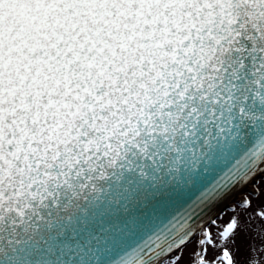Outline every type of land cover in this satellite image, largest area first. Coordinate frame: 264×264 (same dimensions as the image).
<instances>
[{"label": "snow or ice", "instance_id": "1", "mask_svg": "<svg viewBox=\"0 0 264 264\" xmlns=\"http://www.w3.org/2000/svg\"><path fill=\"white\" fill-rule=\"evenodd\" d=\"M258 177L264 0H0V264H264Z\"/></svg>", "mask_w": 264, "mask_h": 264}, {"label": "rangeland", "instance_id": "2", "mask_svg": "<svg viewBox=\"0 0 264 264\" xmlns=\"http://www.w3.org/2000/svg\"><path fill=\"white\" fill-rule=\"evenodd\" d=\"M257 181L260 182V183H264V181H260L259 177L257 178ZM255 186H256V182H253V183H252V186L249 187V189H247V190H246L245 192H243L242 194H239V197L237 198L236 201L242 199L243 196H244L247 192H250ZM236 201H234V202H229L228 205H227L226 207H224V209H222L221 212L218 213V215H220V214H224L223 220L220 221L221 224H223L225 221L228 220V218H229L230 216H232V212L230 211V208H231V206H232L233 204L236 203ZM216 216H217V215H216ZM216 216H215V217H216ZM215 217H214V218H215ZM213 231H214V233H215V229H214ZM247 241L250 242V243H252V244H254V245H256V246H259V244H260L259 237H258V236H254V235H252V234H249V235H248V237H247ZM195 243H196V242L193 241L192 246H195Z\"/></svg>", "mask_w": 264, "mask_h": 264}, {"label": "water", "instance_id": "3", "mask_svg": "<svg viewBox=\"0 0 264 264\" xmlns=\"http://www.w3.org/2000/svg\"><path fill=\"white\" fill-rule=\"evenodd\" d=\"M238 188H241V187H237L235 188L225 199H223L222 201L218 202V205L217 206H213L212 208H210L208 210V214L211 216V217H215L216 215H218L219 212L222 211V209H224V207H226L228 205V203L224 206V204L227 202V200L231 197L232 194L235 193V191L238 189Z\"/></svg>", "mask_w": 264, "mask_h": 264}, {"label": "bare ground", "instance_id": "4", "mask_svg": "<svg viewBox=\"0 0 264 264\" xmlns=\"http://www.w3.org/2000/svg\"><path fill=\"white\" fill-rule=\"evenodd\" d=\"M252 184L247 185L246 187L243 188H238L234 194L231 195V197L227 200V202L224 204V206L228 203V202H234L237 200V198L239 197V194H242L243 192H245L247 189H249V187H251Z\"/></svg>", "mask_w": 264, "mask_h": 264}]
</instances>
